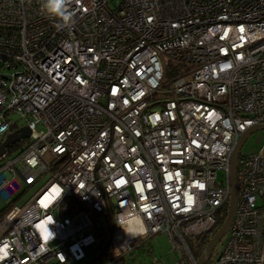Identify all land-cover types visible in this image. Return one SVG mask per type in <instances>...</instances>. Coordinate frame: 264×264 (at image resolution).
I'll return each instance as SVG.
<instances>
[{
	"label": "built area",
	"instance_id": "1",
	"mask_svg": "<svg viewBox=\"0 0 264 264\" xmlns=\"http://www.w3.org/2000/svg\"><path fill=\"white\" fill-rule=\"evenodd\" d=\"M40 4L0 0V146L30 131L0 156V264H123L159 234L197 264L264 125V0H72L64 27ZM235 178L213 264H264V145Z\"/></svg>",
	"mask_w": 264,
	"mask_h": 264
},
{
	"label": "rangeland",
	"instance_id": "2",
	"mask_svg": "<svg viewBox=\"0 0 264 264\" xmlns=\"http://www.w3.org/2000/svg\"><path fill=\"white\" fill-rule=\"evenodd\" d=\"M13 120H17V116L12 117ZM24 124L23 121L18 123L19 127ZM264 145V131H259L252 134L249 139L245 142L241 149L242 155H249L251 153H257ZM29 194H25L23 198L17 201L18 204L22 203L24 200L28 199ZM264 203V200H260L258 204ZM8 202L0 199V214L8 207ZM264 206V204H263ZM264 211V207L261 209ZM103 225H105L104 219L100 220ZM217 233V230L210 234V239ZM227 234L222 238V240L215 246L211 252L206 264H213L216 255L222 250L224 243L227 239ZM209 239V240H210ZM208 240V242H209ZM207 242V241H206ZM191 246L195 245V241H190ZM200 242L197 243V249H194L195 255L198 257L200 254ZM97 245H93L91 250L87 249L88 258L93 259V252L96 250ZM177 256L175 253L171 252V246L168 238L164 234H159L153 238L145 241L139 248H136L132 253L128 254L123 261V264H175ZM96 264H104L103 261H99Z\"/></svg>",
	"mask_w": 264,
	"mask_h": 264
},
{
	"label": "water",
	"instance_id": "3",
	"mask_svg": "<svg viewBox=\"0 0 264 264\" xmlns=\"http://www.w3.org/2000/svg\"><path fill=\"white\" fill-rule=\"evenodd\" d=\"M259 131H264V125L255 126L248 129L241 136V138L239 139L238 143L235 145L231 153V157H230L231 197H230L229 212L219 231L206 244L204 250L202 251L197 261V264H206L211 252L213 251L215 246L222 240V238L226 235L232 224L234 212H235V204L237 199V186H236V178H235L237 160L245 142L249 139V137L252 134ZM29 136H30V131L28 128H23L19 132H14L12 134H9L6 140L0 146V156L4 154L7 147L12 146L13 144L23 139H27L29 138Z\"/></svg>",
	"mask_w": 264,
	"mask_h": 264
},
{
	"label": "clouds",
	"instance_id": "4",
	"mask_svg": "<svg viewBox=\"0 0 264 264\" xmlns=\"http://www.w3.org/2000/svg\"><path fill=\"white\" fill-rule=\"evenodd\" d=\"M72 0H41V11L59 19L60 26H68L73 22V13L69 5Z\"/></svg>",
	"mask_w": 264,
	"mask_h": 264
},
{
	"label": "trees",
	"instance_id": "5",
	"mask_svg": "<svg viewBox=\"0 0 264 264\" xmlns=\"http://www.w3.org/2000/svg\"><path fill=\"white\" fill-rule=\"evenodd\" d=\"M4 214V212H2L0 215ZM225 216L223 218H221L220 220V224L222 223V221L224 220ZM108 232L110 233L109 229H106L105 231V235L102 236V234H99V239H100V245H99V249L102 250L104 247V242H106L107 238H108ZM105 238V239H104ZM104 239V240H103ZM210 239V235H204L202 236L200 239H198V242H200L201 247H203L204 245H206L208 243V240ZM207 241V242H206ZM200 247V248H201Z\"/></svg>",
	"mask_w": 264,
	"mask_h": 264
},
{
	"label": "snow or ice",
	"instance_id": "6",
	"mask_svg": "<svg viewBox=\"0 0 264 264\" xmlns=\"http://www.w3.org/2000/svg\"><path fill=\"white\" fill-rule=\"evenodd\" d=\"M189 203H191V197H189ZM45 236H47V232L45 233Z\"/></svg>",
	"mask_w": 264,
	"mask_h": 264
}]
</instances>
